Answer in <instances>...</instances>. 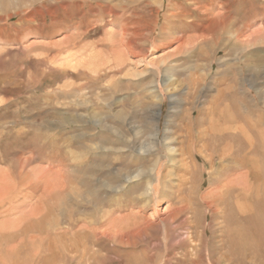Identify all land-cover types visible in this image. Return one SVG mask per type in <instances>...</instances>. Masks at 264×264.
Returning a JSON list of instances; mask_svg holds the SVG:
<instances>
[{
    "label": "rangeland",
    "instance_id": "1",
    "mask_svg": "<svg viewBox=\"0 0 264 264\" xmlns=\"http://www.w3.org/2000/svg\"><path fill=\"white\" fill-rule=\"evenodd\" d=\"M147 1L0 0V264H225L236 200L250 240L227 264H264V0ZM224 115L243 138L208 135ZM203 146L240 148L250 189L172 219L239 172ZM182 147L201 151L183 187Z\"/></svg>",
    "mask_w": 264,
    "mask_h": 264
},
{
    "label": "bare ground",
    "instance_id": "2",
    "mask_svg": "<svg viewBox=\"0 0 264 264\" xmlns=\"http://www.w3.org/2000/svg\"><path fill=\"white\" fill-rule=\"evenodd\" d=\"M155 2H158V0H156ZM154 2V3H155ZM197 2V1H196ZM153 3H152V1L150 0V1H147L145 4H144V7L145 8H147V7H149V6H151ZM157 4V3H156ZM151 11L153 10V8L152 9H150ZM154 11V10H153ZM156 12V11H155ZM153 14V13H152ZM174 17H178L179 16V13H176V14H174L173 15ZM123 32V31H122ZM124 34V33H123ZM125 39V38H124ZM123 38H122V40H124ZM129 42V41H128ZM138 52V51H137ZM214 113H216V112H214ZM221 116V115H220ZM222 118H224V124L222 125V127L220 128V127H218V126H216L217 124H216V120H215V117L214 116H212L211 117V125H210V131H209V136H210V134H211V138L213 139V138H215L216 139V137H224V136H226L227 134H229V133H231V134H234V138L235 139H241V138H243L244 137V128H243V126L241 125V124H238V126L234 129V131H230V128H229V125H228V123H229V121H228V119H227V117H226V115H224V116H222ZM209 128V127H208ZM207 133H208V131H207ZM199 134V133H198ZM200 136V135H199ZM194 137V136H193ZM221 139H223V138H221ZM221 139L219 138H217V140H220L219 142H221ZM239 139V140H240ZM224 140V139H223ZM222 140V141H223ZM230 140V139H229ZM209 141V140H208ZM214 141V140H213ZM224 141H226V140H224ZM187 142V141H186ZM200 142V141H199ZM210 142V141H209ZM196 143V142H195ZM204 143V142H203ZM217 143V142H216ZM234 143V142H233ZM201 144V143H200ZM221 144H222V142H221ZM220 144V145H221ZM212 145V144H211ZM214 145V144H213ZM218 145V144H217ZM219 145V146H220ZM243 145V144H242ZM253 145V144H252ZM198 146V145H197ZM168 148H167V158H168V160L171 162V164H174V163H172L174 160H175V154H178V153H176L177 151H176V149L174 148V147H171L170 145H168L167 146ZM184 147H182V148H179V154H180V156H181V160H180V168L182 169V172H183V174H182V177H181V179L182 180H180V182H178V183H180L179 185L180 186H186V185H188V184H191L192 182H193V179L190 177V176H192L194 173H196L197 172V168H196V166H195V164L193 163V156H199L200 154H201V151L199 152V151H197L198 153H196V154H194V155H190V154H187L186 153V151H185V149H183ZM199 148H201V147H199ZM209 149V148H208ZM234 149V148H233ZM237 149V150H236ZM236 149H234V150H236V152H233V153H231L229 150H231L230 149V147H221V148H219V147H217V146H211V152H208L207 151V147L206 146H203L202 147V149L201 150H203L202 151V154H204L203 155V157L206 159V161H207V163H209V168L212 170L214 167H215V160H218V162L219 163H222L223 161H225V159H227V158H231L232 156L236 159H234L235 161V163H236V165H235V170H238L239 172H237L236 174H234V175H236L235 177H233V178H231L230 176V179L227 181V182H225L223 185H222V187H220V188H216V190H211V192L209 193V194H206V195H198V189L196 188V189H193L192 187H196V186H193V183L190 185V187H187L188 189H192V192H193V195H195V196H192V197H189L188 198V202H187V204L185 203L184 205H181L180 207H178V208H175V209H173L172 211H170V213L169 214H171V218L172 219H175L178 215H179V213H181L183 210H186V209H188L189 208V210L190 209H203V211H204V209H207V210H212V213L213 214H219V215H221V216H225V213H226V211H227V209L229 208L228 206H229V202H230V198H232L233 196H234V198L236 197V198H240L241 196H242V194H246L247 193V191H248V188L250 187H245L246 186V180H247V176L249 175V168H248V166L245 164V162H243V161H238V152H239V155L240 154H242V152H241V150H240V148H236ZM251 149V148H250ZM242 151H243V149H242ZM185 155H188L189 156V158H190V161H188L187 162V160H185L184 158H186V157H184ZM249 155V154H248ZM251 155V154H250ZM178 156V155H177ZM188 158V159H189ZM242 158V157H241ZM202 159V158H201ZM232 159V158H231ZM183 160H185V162L183 161ZM228 161V160H227ZM231 161V160H230ZM229 161V162H230ZM232 163V162H231ZM234 164V163H233ZM175 165V164H174ZM174 165H173V167H174ZM225 165V164H224ZM227 165V164H226ZM230 165V164H229ZM172 166V165H171ZM223 166V165H222ZM228 167V166H227ZM229 167H232V164H231V166H229ZM223 168V167H222ZM221 168V169H222ZM224 168H225V166H224ZM223 168V169H224ZM217 169V168H216ZM222 169V170H223ZM228 169V168H227ZM242 169H245V171L243 170L242 171ZM252 169V168H251ZM224 170H226V169H224ZM231 170V169H230ZM233 171H235L234 170V168L232 169ZM219 172H221V171H219ZM192 174V175H191ZM165 175V174H164ZM168 175H169V173H168ZM168 175H165L166 177L168 176ZM189 175V176H188ZM221 175V174H220ZM219 175V176H220ZM181 176V175H180ZM179 176V177H180ZM232 176V175H231ZM150 177V176H149ZM228 177V178H229ZM194 178V177H193ZM227 178V179H228ZM172 179V178H171ZM216 181H219V180H221L222 181V178L220 179V177H216V179H215ZM159 181V180H158ZM170 183V182H169ZM222 183V182H221ZM176 185V184H175ZM247 185H249V184H247ZM146 186V185H145ZM147 187H148V189L149 190H152L153 189V187H156L155 186V184H153V183H147ZM178 188V187H177ZM255 188H256V185H255ZM180 189V188H179ZM250 189V188H249ZM175 191H178L177 189L175 190ZM249 194V193H248ZM178 195V194H177ZM246 197H247V195H245ZM244 196V197H245ZM250 196H252V195H250ZM139 197V196H138ZM258 197V196H257ZM255 198V197H254ZM148 199V198H147ZM192 199V200H191ZM242 199V198H241ZM245 199V198H244ZM149 200V199H148ZM176 200V199H175ZM178 201V200H177ZM187 201V200H186ZM256 201V200H255ZM257 202V201H256ZM159 203V202H158ZM235 203V202H234ZM258 204V203H257ZM176 206V205H175ZM203 207V208H202ZM245 206L242 204V203H240L238 200H236V203L234 204V208H236L237 209V211H238V215H237V217L236 218H234V219H232V217L230 216V215H228V216H226L225 218V224L224 225H226V226H228V225H230L233 221L234 222H236V227L233 229V231H232V233H230V237H229V245H230V257H224L223 256V258L221 259V263H225V264H227V262L228 263H230V262H234V263H236L238 260H237V256L239 255H235V254H233V251L234 250H236V249H243V250H245V248L248 246V244H249V241L248 240H250L249 239V237H248V234H247V228H246V225L244 224V222H245V217L243 216V211L245 210V209H243ZM172 208V207H171ZM138 209V208H137ZM168 209H170V207L168 208ZM168 209H166V210H168ZM139 210V209H138ZM164 210H165V207H164ZM161 211V210H160ZM163 211V210H162ZM140 212H142L141 210H140ZM159 212V211H158ZM157 212V213H158ZM193 212H194V210H193ZM236 212V211H235ZM132 213V212H131ZM135 213V212H134ZM203 213V212H202ZM109 214V213H108ZM129 214V213H128ZM133 214V213H132ZM132 214H129V216L130 215H132ZM204 214V213H203ZM236 214V213H235ZM126 215V214H125ZM136 215V214H135ZM135 215H133V216H135ZM181 215H182V213H181ZM180 215V216H181ZM197 215V214H196ZM218 215V216H219ZM256 215V214H255ZM254 214H253V216H255ZM113 216V215H112ZM111 216V217H112ZM121 216V215H120ZM119 216V218H121ZM123 216V215H122ZM129 216H127V217H129ZM183 216V215H182ZM190 216V215H189ZM192 216V215H191ZM248 216V215H247ZM126 217V216H125ZM126 217V218H127ZM131 217V216H130ZM216 217V216H215ZM114 218V217H113ZM119 218L117 219V220H119ZM250 218H251V216H250ZM110 219V218H109ZM108 219V220H109ZM112 219V218H111ZM110 219V220H111ZM140 219V218H139ZM143 219V218H142ZM162 220H163V218H161ZM193 219H194V217H187V222L188 223H192L193 222ZM200 219V218H199ZM114 220H116L115 218H114ZM124 220V219H123ZM130 220V219H129ZM132 220H133V218H132ZM201 220V219H200ZM255 220V218L253 219V221ZM120 221V220H119ZM144 221H145V219H144ZM143 221V222H144ZM204 221H206V220H204ZM256 221V220H255ZM111 222V221H110ZM142 221H141V223H138V222H133V223H131V224H129V222H114V224H113V228H111L112 230H114L113 232L115 233V235H119V236H121V237H124V239H125V236L127 237V239H129V237H131V238H133V236H134V234H137V233H139L142 229H144L145 228V224L143 223ZM175 222V221H174ZM105 223H107V221L105 222ZM109 223V222H108ZM195 223V222H194ZM200 224V223H199ZM203 224V223H202ZM221 224H223V223H221ZM234 224V223H233ZM251 224V223H250ZM195 225V224H194ZM235 225V224H234ZM221 226V225H220ZM232 226V225H231ZM248 226H250V225H248ZM109 227V226H108ZM176 227V226H175ZM184 227V226H183ZM202 227H204V226H202ZM229 227V226H228ZM110 229V230H111ZM204 229V228H203ZM202 229V230H203ZM257 229V228H256ZM255 229V230H256ZM108 230V229H107ZM94 231H95V233H98V232H96V230L94 229ZM93 231V232H94ZM197 231H200V230H197ZM102 232V230L100 231V233ZM107 232V234H108V231H106ZM257 232V231H256ZM186 233V232H185ZM203 233V232H202ZM203 234H205V233H203ZM95 235V234H94ZM97 235V234H96ZM99 235V234H98ZM114 235V234H113ZM199 235V234H198ZM259 235H260V233H259ZM101 236V235H100ZM110 237V236H109ZM117 237V236H116ZM207 237V236H206ZM113 238V237H112ZM117 239H118V237H117ZM175 239V238H174ZM204 239V238H203ZM225 239V238H224ZM260 239V238H259ZM119 240V239H118ZM126 240V239H125ZM129 241V240H128ZM205 241V240H204ZM131 242V241H130ZM173 242V241H172ZM202 242V241H201ZM127 243V242H126ZM261 243V242H260ZM128 244H130V243H128ZM203 244V243H202ZM131 245V244H130ZM195 245H197V244H195ZM260 245V244H259ZM258 246V245H257ZM229 247V246H228ZM195 248V247H194ZM201 248H204V246L203 247H201ZM201 248H198L199 250L201 249ZM209 248V247H208ZM248 249V248H247ZM204 250V249H203ZM133 251V250H132ZM201 252V251H200ZM148 254V253H147ZM212 256V255H211ZM203 257V256H202ZM222 257V256H221ZM206 258V257H205ZM152 259H154V258H152ZM192 260H191V264H203L202 263V258H201V253L199 254V252H197V253H195V255H193L192 256V258H191ZM259 259V258H258ZM261 259V258H260ZM206 260V259H205ZM210 261V260H209ZM212 261V260H211ZM215 261V260H214ZM219 262V263H220ZM212 263H213V261H212ZM216 264H217V262H216Z\"/></svg>",
    "mask_w": 264,
    "mask_h": 264
}]
</instances>
